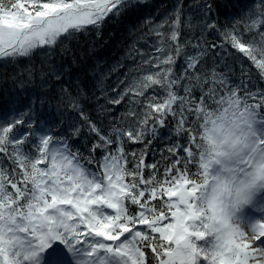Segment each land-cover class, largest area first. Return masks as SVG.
I'll return each mask as SVG.
<instances>
[{
	"label": "snow or ice",
	"instance_id": "6c2138e0",
	"mask_svg": "<svg viewBox=\"0 0 264 264\" xmlns=\"http://www.w3.org/2000/svg\"><path fill=\"white\" fill-rule=\"evenodd\" d=\"M141 3L0 0V59L30 57L38 49L50 55L63 40L89 29L99 36L108 18H119ZM214 5L215 0H192L186 12L178 0L159 21L146 20L142 27L154 38V51L116 97L108 96L102 79L96 82L102 94L95 97L97 119L86 109L84 102L92 97L82 86L74 94L60 89V101L80 119L71 125L70 137L85 135L93 141L87 156L69 137L54 136L32 105L0 118V264H261L264 224L254 243L231 232L210 236L202 222L206 212L198 207L199 178L207 175L200 145L223 133L233 98L264 125V89L249 91L243 78L230 86L226 74L215 67L205 72L201 65L211 52L230 44L264 79V0H253L223 25ZM208 33L223 42L209 44ZM49 64L47 75L56 80L67 71L51 60ZM247 71L242 67V77ZM205 84L211 85L207 91ZM149 89L152 95H146ZM197 89L198 102L193 95ZM126 97L125 111L113 117L107 104L118 106ZM101 98L106 104L98 103ZM169 116L177 119L170 131L186 134L187 144L177 142L168 149L176 159L160 179L157 163L146 164V152H129L126 145L143 143L147 135L156 138Z\"/></svg>",
	"mask_w": 264,
	"mask_h": 264
},
{
	"label": "trees",
	"instance_id": "16d2710c",
	"mask_svg": "<svg viewBox=\"0 0 264 264\" xmlns=\"http://www.w3.org/2000/svg\"><path fill=\"white\" fill-rule=\"evenodd\" d=\"M158 1H162L166 5L163 8L166 13L159 9L155 21L162 19L165 14L171 12L177 5V0H175L174 3H171L169 0ZM183 2L184 5L186 3L185 11H189L190 9L188 6L192 1L184 0ZM252 2L253 0H215L214 7H216L219 20L223 25L226 18L239 17L240 13L246 11L249 4ZM158 3L160 6V2ZM134 20L141 23L139 16L134 17ZM123 23H121L120 26L125 25ZM142 25V23L139 24L140 28L143 30L140 35H138L137 28L133 29L131 32V35L138 38L137 44L133 46V49L125 48L121 39L118 40V38L114 36L115 34H112L111 31L115 30V27L111 25L108 29L104 30L100 38L96 35L95 31L92 30L80 36L78 39L74 38L71 43L65 39L63 40V45L58 44L50 55H46L44 50H36L30 57H26L28 62L32 61L34 63V67L31 69V78L29 76H24L23 69L27 65L19 67V64H17L13 65L12 68H5L3 67L4 63L9 64L10 59H0L3 67L2 70H0V118L9 117L10 111L14 112L10 116L25 111L32 105L38 119L47 121L49 126L53 129L52 134L54 136L69 137L70 143L75 148H80L81 152L87 156L88 148L91 147L93 141L85 135L75 139L70 137L71 125L80 123V119L76 112L69 111L67 105L60 101V89L62 87L67 88L69 92L74 94L76 86L78 84L82 86L89 93V96L92 97V99L84 102L86 109L94 120L97 119V101L95 97H101L102 94L99 89L94 87L96 82L102 79L104 82V90L108 96L116 97V93L122 91L127 86L128 81L134 76L139 75L135 69L140 64L141 60L145 59V53L149 49L148 45L151 44V42L154 43L153 37L151 41L147 43H142L141 40L143 39L139 40L147 32L146 28L142 27ZM241 31H243L242 26ZM196 34L199 35L198 32ZM206 40L209 44H219L223 42L222 37L216 33L206 34ZM107 44L110 45L111 49L113 47L116 51L107 49ZM61 47L67 48V53H63ZM106 52L107 54L109 53L108 57L117 69H113L110 65ZM58 58L61 59L58 60ZM182 58L183 57H181L176 64L178 75L183 67L181 64ZM49 60L56 66L59 67L63 65L67 69L61 79L56 80L54 77L47 75L48 68L50 67ZM37 65L39 68L35 67ZM201 65L205 72H210L213 67H215L217 73L226 74L230 86L240 83L243 78L248 81L247 87L249 91H256L257 88L264 89V79H262L260 75V70L243 54L238 53V50L233 49L230 44H225L223 49L217 48L215 51L211 52L201 61ZM21 67L22 71L19 69ZM242 67L248 70L243 74V77L241 72ZM229 68L231 71H229ZM118 73L120 76L118 78H121V81H124V83H120V81L115 78L118 76ZM18 86L21 88L19 89ZM210 86V84H205L204 90L207 91ZM113 89H115V91H113ZM152 94L153 91L151 89L146 93V95ZM179 94H184L182 86L179 89ZM221 94L223 93L221 92ZM239 94L243 95V92L241 91ZM193 95L198 102L201 95L200 90H195ZM126 102L127 97L120 105L113 106L107 104V108L112 110L113 117H118L125 111ZM98 103L106 104V101L101 98ZM209 103L211 102L209 101ZM58 106L63 110H58ZM193 119L194 116L189 117L190 121ZM176 125L177 119L169 116L166 121V127L159 130L156 138L147 135L143 143H129L126 145V150L129 152L135 151L138 154L146 152L145 163H157V174L160 179L164 178L163 173L165 168L171 165L176 159L168 149L177 142L182 145L187 144L186 134L178 136L170 131L174 130ZM185 126L187 127L189 125ZM191 126L197 127L196 125ZM170 135L171 139L169 140L168 137ZM149 140L152 141L151 144L148 143ZM181 154L183 155V153ZM95 155L99 157L100 152L97 151ZM4 165L8 167L9 170L11 169V164L7 159H4ZM178 167H182V165ZM191 171H196L194 166L191 168ZM148 174L149 172L146 169L145 178H147ZM173 174H175V170H173ZM146 251L150 254V249ZM148 264H151V260H149Z\"/></svg>",
	"mask_w": 264,
	"mask_h": 264
},
{
	"label": "clouds",
	"instance_id": "9594fccd",
	"mask_svg": "<svg viewBox=\"0 0 264 264\" xmlns=\"http://www.w3.org/2000/svg\"><path fill=\"white\" fill-rule=\"evenodd\" d=\"M259 119L233 98L223 133L200 145L207 175L199 178L198 207L206 212L202 222L210 236L231 232L254 243L264 224V219L249 221L246 216L250 207L264 209V125ZM258 255L264 264V251Z\"/></svg>",
	"mask_w": 264,
	"mask_h": 264
},
{
	"label": "rangeland",
	"instance_id": "374dc122",
	"mask_svg": "<svg viewBox=\"0 0 264 264\" xmlns=\"http://www.w3.org/2000/svg\"><path fill=\"white\" fill-rule=\"evenodd\" d=\"M91 167L93 168V169H95V165H91ZM203 243V242H202Z\"/></svg>",
	"mask_w": 264,
	"mask_h": 264
}]
</instances>
